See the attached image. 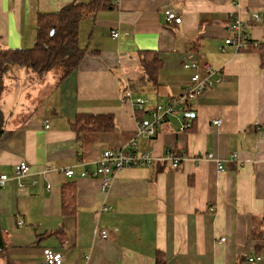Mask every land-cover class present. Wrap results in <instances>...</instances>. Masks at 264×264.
I'll list each match as a JSON object with an SVG mask.
<instances>
[{
    "label": "crops",
    "instance_id": "crops-1",
    "mask_svg": "<svg viewBox=\"0 0 264 264\" xmlns=\"http://www.w3.org/2000/svg\"><path fill=\"white\" fill-rule=\"evenodd\" d=\"M89 1L0 0V50L31 48L39 14ZM233 1L110 0L80 22L85 54L65 79L13 67L1 80L0 175L21 162L29 172L0 187V264H45L46 248L62 264H156L157 253L163 264H264V69L256 49L224 44ZM240 5L247 38L264 47V0ZM166 9L180 24L165 21ZM143 51L162 62L155 87L142 78ZM203 57L219 81L191 102L192 128L180 131L172 115L153 140L137 135L125 90L165 103L190 85L195 70L183 64ZM79 114L111 115L113 127L78 134ZM131 140L156 159L168 148L185 159L122 169L103 187L96 162Z\"/></svg>",
    "mask_w": 264,
    "mask_h": 264
},
{
    "label": "built area",
    "instance_id": "built-area-1",
    "mask_svg": "<svg viewBox=\"0 0 264 264\" xmlns=\"http://www.w3.org/2000/svg\"><path fill=\"white\" fill-rule=\"evenodd\" d=\"M234 12L230 15L231 21L228 25V36L224 40L225 45L232 46L236 51L245 50L248 48L249 39L245 32V26L240 19L239 10L241 8L240 0H234ZM165 21L167 23L180 24L181 18L171 10L164 11ZM110 37L115 39L118 37L117 31L110 32ZM256 46L257 43H254ZM223 50V47L220 48ZM184 69H193L195 73L191 77L190 85L185 90L184 94L179 97L170 98L165 104L151 105L149 101L137 96L132 99V89L129 87L125 90L121 99L122 102L131 101L136 110L148 116L146 121H137L136 134L142 135L147 139L153 140L156 136L159 126L167 119L168 116L180 115L183 121L180 126V131L188 130L192 127L193 120L190 115L192 112L191 102L198 98L205 90L210 89L215 83L219 81L218 73L214 70L211 63L203 58H199L195 62H187L183 64ZM214 124H219L220 121H214ZM45 128H48L46 125ZM134 140H131L126 146L118 149H107L103 151L101 157L96 162L94 175L102 177V185L105 187L108 183V177L125 168L132 166H155L156 163H169L172 169H177L182 161L185 159L182 155H178L172 148H168L163 158L156 159L151 152L137 151ZM234 156V155H233ZM214 159L212 155H204L198 159ZM235 158V156H234ZM216 162V170L218 173L223 172V166L220 160L214 159ZM29 167L21 162L16 167L14 173L9 176L6 174L0 175V187H3L8 180L18 181L22 177L28 175ZM72 171H66L65 175L70 176ZM102 239L109 238V233L106 230L100 231ZM221 241H224L222 238ZM42 256L45 264H62V252L52 249H43ZM258 256H251L249 261L258 260Z\"/></svg>",
    "mask_w": 264,
    "mask_h": 264
},
{
    "label": "trees",
    "instance_id": "trees-1",
    "mask_svg": "<svg viewBox=\"0 0 264 264\" xmlns=\"http://www.w3.org/2000/svg\"><path fill=\"white\" fill-rule=\"evenodd\" d=\"M108 7H110V0H91L87 3H70L55 13L39 14L35 26L34 45L31 48L0 50V82L4 77L9 76L13 67L27 69L37 76L60 68L61 74L58 80L65 79L76 70L85 54L78 40L80 22ZM248 44V49L257 50L260 66L264 69V47L259 44L253 45L250 40ZM161 66L162 62L157 52L139 53V69L146 83L154 87L157 85ZM141 115L144 114L138 112V121L143 120ZM76 118L73 129L78 134L105 132L113 127L111 115L79 114ZM155 262L163 264L161 254H156Z\"/></svg>",
    "mask_w": 264,
    "mask_h": 264
},
{
    "label": "rangeland",
    "instance_id": "rangeland-1",
    "mask_svg": "<svg viewBox=\"0 0 264 264\" xmlns=\"http://www.w3.org/2000/svg\"><path fill=\"white\" fill-rule=\"evenodd\" d=\"M83 43H82V41H81V43L79 44V46H81ZM15 69H19V68H17V67H14ZM53 72V74L52 75H56V74H58V75H60L61 74V69L60 68H57V69H55V70H53L52 71ZM148 119V118H147Z\"/></svg>",
    "mask_w": 264,
    "mask_h": 264
}]
</instances>
